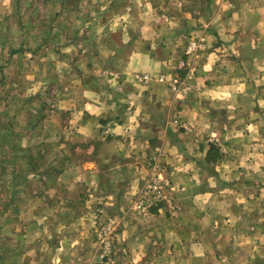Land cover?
<instances>
[{"label": "crops", "instance_id": "crops-1", "mask_svg": "<svg viewBox=\"0 0 264 264\" xmlns=\"http://www.w3.org/2000/svg\"><path fill=\"white\" fill-rule=\"evenodd\" d=\"M103 1L112 16L97 24L80 21L89 38L79 35L84 48L55 52L70 68L52 113L63 128L48 129L65 139L58 149L64 166L53 177L32 174L46 181L47 197L60 205L75 198L115 203L112 214L102 211L121 217L116 264H246L238 259L241 251H264V0ZM192 37L204 45L186 53ZM80 59L86 63L79 65ZM107 71L113 76L102 79ZM144 74L145 81L133 78ZM175 78L188 85L187 94L171 91ZM105 126L113 132L110 142L100 138ZM75 134L88 145L76 160ZM149 139L163 149L170 190L181 207L176 217L157 206L143 217L117 211L141 181L140 154L150 150ZM211 143L222 152L216 162L205 160ZM105 179L120 193H103ZM63 183L87 191L80 198L63 196L56 188ZM64 207L65 213L51 210L49 218L72 219L59 227L73 238L56 246L55 257L66 250L72 264L76 258L85 264L91 249L81 247V237L88 225ZM29 214L36 217L34 210Z\"/></svg>", "mask_w": 264, "mask_h": 264}, {"label": "rangeland", "instance_id": "rangeland-1", "mask_svg": "<svg viewBox=\"0 0 264 264\" xmlns=\"http://www.w3.org/2000/svg\"><path fill=\"white\" fill-rule=\"evenodd\" d=\"M96 2L98 0H0V264H54L55 260L58 264H64L65 260L72 264L68 258L70 254L66 250L57 257L54 251L56 246L70 242L73 238L69 228L64 231L65 227H59L72 219L57 215L56 218H49L51 210L58 209L59 215L65 213L64 206L72 207L74 212L85 218L83 222L88 225L87 237H81L82 242L85 241L81 247L84 249L90 246L87 252L91 249V256L85 264H116L114 249L121 217L104 216L102 211V208L111 209L107 212L112 214L115 203L93 201L86 204L75 198L60 205L47 197L49 192L48 186H45L46 181L32 174L34 171L38 174H51L53 177L52 171L64 166L65 161L60 158L58 149L65 139L59 137L58 132L55 137L51 136V133L49 135L48 129L51 127L60 131L63 128V123L53 120L52 113L57 109L56 103L62 98L64 85L61 83L65 69L70 68L66 64L67 59L59 57L55 52L66 47L72 52L81 51L84 41L78 37H88L86 26L81 25L80 21L83 22L87 18L86 22L92 20L97 24L112 16L107 6L102 7L101 4L105 3L103 0L99 1L100 5ZM55 35L62 38L59 44L54 41ZM68 41L72 45H67ZM80 61L79 65L86 63L85 59ZM102 61L104 60H100L101 65ZM104 65L108 66V63ZM102 74L105 76H101L102 79L113 76L109 71ZM133 78L135 81H145L135 76ZM168 86L172 92L179 95L187 94L189 90L188 85V88L181 85L182 88L178 91H174L169 84ZM100 134L102 141L113 140V132L109 126L101 127ZM83 139L77 134L73 137L79 146L74 150L78 153L72 154L74 160L84 156V153L87 154L88 145ZM149 140L150 146H147L151 147H148L150 150L146 149L140 154L144 166L143 171L138 168L141 181L133 187L134 192L128 194L130 200L117 211L143 217L151 208L157 206L169 216L176 217L181 207L170 190V179L164 164L165 155L157 158L156 153V150L162 152L163 149L155 147L158 144L155 139ZM68 145H72L70 141ZM151 150L154 153L149 155ZM153 159L162 167L161 179L167 184L163 193L166 199L159 202H154L148 197L151 192L147 188V180ZM33 168L35 170H32ZM105 173L107 174V168ZM56 188H61L62 192L59 194L68 197L80 198L78 194L84 195L87 191L83 186L75 187L66 183ZM49 189L51 190V187ZM100 190L103 193H120V188L111 184L110 179L104 180ZM35 191L38 192L34 193ZM39 193L47 195L40 196ZM33 198L35 200L31 201ZM140 200L147 202L144 212L138 211L137 204ZM171 205L175 206V210L171 209ZM33 210L36 217L29 214ZM109 223V232L101 233L102 228ZM78 256L80 258L81 255L74 257ZM238 259H242L246 264H264V251H241ZM76 264H80L78 258Z\"/></svg>", "mask_w": 264, "mask_h": 264}, {"label": "built area", "instance_id": "built-area-1", "mask_svg": "<svg viewBox=\"0 0 264 264\" xmlns=\"http://www.w3.org/2000/svg\"><path fill=\"white\" fill-rule=\"evenodd\" d=\"M202 46L203 45L200 42V40H198L195 37H192L191 40L189 41V45H188L186 53H189L190 50H194L195 51V50H197L198 48H200ZM184 64L185 63H184L183 60L179 61L178 68L181 69ZM135 77L137 79H139V80H146L148 78V76L145 75V74L144 75H135ZM180 83L181 82L177 78H175V79L171 80L169 85L171 86V88L174 91H178V90H180L182 88ZM156 153L158 155L157 158H159L163 154L160 150H156ZM153 162H154L153 165L150 164L151 173L149 174V177H148V180H147V183H148V185H147L148 187L147 188L151 192L148 195V197L150 199H153L154 202H159L161 200L166 199V196L163 195V193H164L165 185L167 186V184L165 183V181L163 179H161L160 170L162 169V167L158 166L159 164L155 161V159H153ZM146 204H147V202H144L143 200H140V203L137 204L138 211L139 212H144L146 210V207H147ZM171 209L175 210V206L171 205ZM110 227H111V223H109L106 227L102 228L101 233L107 234L109 232ZM105 246L108 247V245H105Z\"/></svg>", "mask_w": 264, "mask_h": 264}, {"label": "trees", "instance_id": "trees-1", "mask_svg": "<svg viewBox=\"0 0 264 264\" xmlns=\"http://www.w3.org/2000/svg\"><path fill=\"white\" fill-rule=\"evenodd\" d=\"M222 157L220 147L214 143L209 145V148L205 155V160L208 162H216Z\"/></svg>", "mask_w": 264, "mask_h": 264}]
</instances>
